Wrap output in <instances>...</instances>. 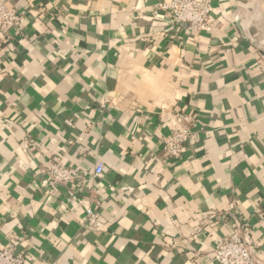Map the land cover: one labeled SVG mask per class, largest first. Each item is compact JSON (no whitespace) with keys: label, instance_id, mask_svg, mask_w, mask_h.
<instances>
[{"label":"crops","instance_id":"1","mask_svg":"<svg viewBox=\"0 0 264 264\" xmlns=\"http://www.w3.org/2000/svg\"><path fill=\"white\" fill-rule=\"evenodd\" d=\"M169 1H11L24 25L0 35V249L21 239L29 264H214L244 222L264 264V0H210V32L153 14ZM177 114L193 138L163 158ZM55 158L94 193L52 189Z\"/></svg>","mask_w":264,"mask_h":264},{"label":"built area","instance_id":"2","mask_svg":"<svg viewBox=\"0 0 264 264\" xmlns=\"http://www.w3.org/2000/svg\"><path fill=\"white\" fill-rule=\"evenodd\" d=\"M12 0H0V35L7 37L9 33L19 34L23 30L24 16L16 9L11 8ZM167 13L180 24L189 25L192 29L201 32H210L213 28L210 0H170L162 3L153 11L154 15ZM177 126L163 139V158L179 159L186 152L187 144L192 140L191 125L193 118L189 115H176ZM104 171L102 164H97L92 178H98ZM87 173L78 168L64 166L60 159L55 158L47 171V184L55 189L57 185L71 186L79 191L92 195L94 187L86 179ZM79 186L78 188H76ZM230 210L234 205H229ZM259 214L260 210L257 211ZM84 221L94 228L100 227L99 212L93 208H85ZM235 214V213H234ZM217 213L208 216L209 224L217 219ZM219 218V217H218ZM221 218V217H220ZM212 222V223H211ZM21 239H15L5 248L0 249V264H29L27 258L17 252ZM257 245L253 241L251 228L247 223L235 227L224 237L214 250V264H258L256 260Z\"/></svg>","mask_w":264,"mask_h":264}]
</instances>
